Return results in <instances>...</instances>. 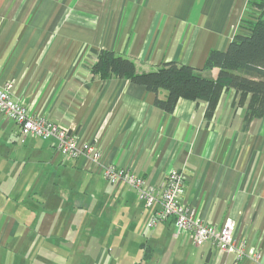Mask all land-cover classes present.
I'll use <instances>...</instances> for the list:
<instances>
[{
    "label": "crops",
    "instance_id": "1",
    "mask_svg": "<svg viewBox=\"0 0 264 264\" xmlns=\"http://www.w3.org/2000/svg\"><path fill=\"white\" fill-rule=\"evenodd\" d=\"M246 9L247 0H0V85L146 184L182 172L181 201L217 227L231 218L235 243L260 259L196 246L171 219L151 227L157 204L84 157L61 156L53 138H22L0 113V264H264V116L243 128L248 96L222 90L208 119L203 100L167 113L143 85L91 72L101 49L138 72L168 61L202 68Z\"/></svg>",
    "mask_w": 264,
    "mask_h": 264
},
{
    "label": "trees",
    "instance_id": "2",
    "mask_svg": "<svg viewBox=\"0 0 264 264\" xmlns=\"http://www.w3.org/2000/svg\"><path fill=\"white\" fill-rule=\"evenodd\" d=\"M247 8L227 47L211 49L202 68L168 61L156 70L138 72L129 58L101 49L91 72L143 85L155 95L154 106L167 113L180 99L203 100L207 119L222 90L234 89L240 101L248 96L243 124L247 128L253 118L264 116V0H247ZM161 91L165 96H159Z\"/></svg>",
    "mask_w": 264,
    "mask_h": 264
},
{
    "label": "built area",
    "instance_id": "3",
    "mask_svg": "<svg viewBox=\"0 0 264 264\" xmlns=\"http://www.w3.org/2000/svg\"><path fill=\"white\" fill-rule=\"evenodd\" d=\"M11 89L10 82L0 85V113L18 125L22 138H53L61 156L71 159L84 157L109 183H125L135 191L137 199L145 206L157 204L158 208L149 222L151 227L159 221L171 219L175 233L188 236L196 246L209 244L220 251L235 253L237 259L246 255L253 260L260 259L259 249L249 248L245 252L242 242L235 243V224L231 218H226L217 227L198 217L191 206L181 201L185 185L182 172L170 170L159 186L146 184L142 176L136 175L128 167L102 160L99 151L93 150L92 142L79 145L78 137L72 130L60 127L45 114L35 115L27 111L20 101L12 98Z\"/></svg>",
    "mask_w": 264,
    "mask_h": 264
},
{
    "label": "rangeland",
    "instance_id": "4",
    "mask_svg": "<svg viewBox=\"0 0 264 264\" xmlns=\"http://www.w3.org/2000/svg\"><path fill=\"white\" fill-rule=\"evenodd\" d=\"M248 11H250V9L247 8L246 9V15H247ZM55 264H62V263L58 262V263H55ZM102 264H104V263H102Z\"/></svg>",
    "mask_w": 264,
    "mask_h": 264
}]
</instances>
